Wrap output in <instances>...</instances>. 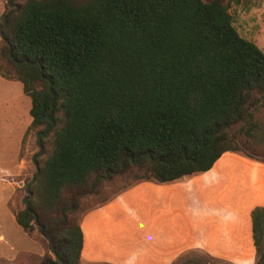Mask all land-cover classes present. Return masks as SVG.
Listing matches in <instances>:
<instances>
[{
	"label": "trees",
	"instance_id": "obj_1",
	"mask_svg": "<svg viewBox=\"0 0 264 264\" xmlns=\"http://www.w3.org/2000/svg\"><path fill=\"white\" fill-rule=\"evenodd\" d=\"M0 75L30 98L37 151L22 206L39 264H82L84 196L131 174L169 182L208 171L264 139V52L224 0H3ZM51 151L42 159L45 141ZM251 145V144H250ZM253 264H264V206L250 211ZM171 264H235L200 250Z\"/></svg>",
	"mask_w": 264,
	"mask_h": 264
},
{
	"label": "rangeland",
	"instance_id": "obj_2",
	"mask_svg": "<svg viewBox=\"0 0 264 264\" xmlns=\"http://www.w3.org/2000/svg\"><path fill=\"white\" fill-rule=\"evenodd\" d=\"M224 1L239 34L264 52V0ZM3 8L0 0V14ZM30 106L22 83L0 75V264H39L45 251L38 233L27 234L14 218L22 206L23 187L35 169L32 156L37 151V128L31 126ZM253 120L264 129V98L253 109ZM250 144L249 149L264 158V139L256 137ZM51 148L50 138L39 164ZM256 161L241 152H225L210 170L175 182L151 180L153 184H145L136 182L131 174L105 182L97 193L83 197L77 213L84 234L81 263L116 264L109 257L126 249L176 248L178 243L171 240L179 241L175 233L185 223L197 227L226 214L243 196L254 195L252 176L259 173L251 162ZM255 191L256 199L263 198ZM147 225L161 234L151 237ZM191 231L192 237L199 233Z\"/></svg>",
	"mask_w": 264,
	"mask_h": 264
},
{
	"label": "crops",
	"instance_id": "obj_3",
	"mask_svg": "<svg viewBox=\"0 0 264 264\" xmlns=\"http://www.w3.org/2000/svg\"><path fill=\"white\" fill-rule=\"evenodd\" d=\"M251 167L257 171V174L259 173L258 176H255L257 178L252 176L251 190H254V195L243 196L226 214L218 216L214 220L207 219L197 227L185 223L181 230H176L175 234L180 236L179 241L171 240L178 243L176 248L169 247L166 249L165 245H161L160 248L142 250L141 252H130L129 249H126L116 257L107 258L108 261L116 264H171L176 257L183 253L200 250L212 256L230 260L235 264H253L255 249L251 236L250 211L254 206H264V163L251 162ZM143 182L153 184L151 180ZM256 189L257 192L259 191L260 197H263L260 200L256 199ZM153 229L152 231L150 225L146 226V231H149L151 237L161 234L158 230L155 231V227ZM194 229L199 231L196 237L191 235V230ZM83 256L84 254L81 260ZM94 258L95 260L98 259L95 256Z\"/></svg>",
	"mask_w": 264,
	"mask_h": 264
}]
</instances>
